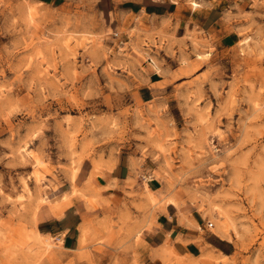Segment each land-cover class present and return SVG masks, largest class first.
Returning <instances> with one entry per match:
<instances>
[{
	"label": "rangeland",
	"instance_id": "rangeland-1",
	"mask_svg": "<svg viewBox=\"0 0 264 264\" xmlns=\"http://www.w3.org/2000/svg\"><path fill=\"white\" fill-rule=\"evenodd\" d=\"M235 8L236 43L206 50L93 0H0V264H264V0ZM121 153L146 169L118 217L86 225L75 251L36 231L66 190L97 210L93 178ZM172 199L227 233L229 255L143 247Z\"/></svg>",
	"mask_w": 264,
	"mask_h": 264
},
{
	"label": "crops",
	"instance_id": "crops-1",
	"mask_svg": "<svg viewBox=\"0 0 264 264\" xmlns=\"http://www.w3.org/2000/svg\"><path fill=\"white\" fill-rule=\"evenodd\" d=\"M29 1L43 6L58 7L67 0ZM246 1L93 0L98 12L105 17L137 15L160 22L170 21L176 29L194 33L197 39H200L201 47L206 50L219 46L226 48L236 43L238 35L233 23L235 7ZM192 2H196L197 6H193ZM111 162V165L105 166L100 174L93 178L96 190L89 191V194L94 192L93 196L97 199L99 204L97 210H93L89 201L72 194L71 190H66L67 198L59 196L53 205L41 208L38 214L42 217L36 222V231L42 235L60 237L64 249L75 251L80 245L86 225H89L92 231L97 218H113L120 214V204L126 199L125 193L135 189L133 187L137 183L134 182H139L136 175L140 173L139 179L144 177L143 170L146 166H141L143 168L138 171L132 156L126 153L115 155ZM92 169V167L87 169L86 166L81 178L88 179ZM146 183L150 189L157 190L160 181L152 178ZM89 194L87 198L90 197ZM157 208L152 224L144 227L140 233V244L143 247L159 246L160 253L166 254V251H174L176 246L190 257L201 256L209 252L208 250L226 257L232 251L233 246L229 237L208 232L200 219L192 213L184 212L175 203H165ZM163 247H168V250H163Z\"/></svg>",
	"mask_w": 264,
	"mask_h": 264
},
{
	"label": "bare ground",
	"instance_id": "bare-ground-1",
	"mask_svg": "<svg viewBox=\"0 0 264 264\" xmlns=\"http://www.w3.org/2000/svg\"><path fill=\"white\" fill-rule=\"evenodd\" d=\"M194 5L196 6L197 5V3H194ZM29 12H32L31 10L29 11ZM169 202H173V203H175V201L172 199V200H169ZM221 235H223V236H227V233H221ZM163 250H168V247H163ZM166 252H168V251H166ZM170 252V251H169ZM162 253V252H161Z\"/></svg>",
	"mask_w": 264,
	"mask_h": 264
},
{
	"label": "built area",
	"instance_id": "built-area-1",
	"mask_svg": "<svg viewBox=\"0 0 264 264\" xmlns=\"http://www.w3.org/2000/svg\"><path fill=\"white\" fill-rule=\"evenodd\" d=\"M208 226H209V227H211V226H212V223H211V222H209V223H208Z\"/></svg>",
	"mask_w": 264,
	"mask_h": 264
}]
</instances>
